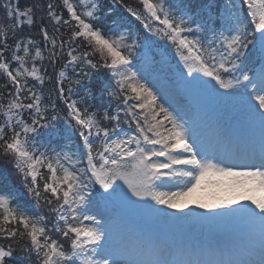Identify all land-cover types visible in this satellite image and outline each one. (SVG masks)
I'll return each instance as SVG.
<instances>
[{
  "label": "snow or ice",
  "instance_id": "6c2138e0",
  "mask_svg": "<svg viewBox=\"0 0 264 264\" xmlns=\"http://www.w3.org/2000/svg\"><path fill=\"white\" fill-rule=\"evenodd\" d=\"M138 3L143 12L126 6L127 16L119 14L105 30L100 0H60L59 13L54 0L23 8L20 0H4L0 73L6 82L0 87L9 90L6 102L0 96V155L10 158L36 209L45 199L53 220L49 227L43 215L13 204L16 194L0 172V240L25 241L21 251L31 264H264V0H225L215 15L211 2L196 11L169 0ZM36 12L43 13L42 46L18 35L36 23ZM129 17L148 36L121 30L131 24ZM61 25L71 29L67 39L59 34ZM148 37L171 46L183 69L175 82L185 94L204 88L236 102L229 149L217 155L219 139L210 146L148 78L154 43ZM77 41L87 50L78 52ZM45 52L53 65L67 57L47 101ZM99 69L108 77L102 94L118 103L81 107L91 90L77 96V88L84 78L91 83ZM190 204L202 213L185 212ZM110 207L217 221L229 230L230 243L212 251L161 246L107 227L96 210ZM53 232L68 242L67 250ZM14 250V243L0 245V264H11Z\"/></svg>",
  "mask_w": 264,
  "mask_h": 264
},
{
  "label": "rangeland",
  "instance_id": "374dc122",
  "mask_svg": "<svg viewBox=\"0 0 264 264\" xmlns=\"http://www.w3.org/2000/svg\"><path fill=\"white\" fill-rule=\"evenodd\" d=\"M148 78L164 93H167L166 98H171L170 103L180 109L185 119L194 122L197 131L203 139L208 141L210 146L212 140L219 139L220 142L216 144L217 155H219L220 150H227L231 147L228 143V136L237 126L235 115L238 106L235 101L224 102L212 97L208 90L203 88L193 89L191 95L185 94L176 85V71L174 72L167 62H163L162 66L152 64ZM137 203L142 202L138 201ZM163 211L170 212L171 210L163 209ZM185 212L202 213V210L197 208L195 204H190ZM96 214L103 217L107 227L135 238L151 240L166 247L191 245L187 236L188 233L200 240L205 237L204 239L207 240H201L202 244L200 245L202 246L206 243L210 244L211 240L219 239L222 236L230 237L229 230L217 221L202 220L195 216L185 219L172 218L184 217L183 212H174L172 216H162L144 209L110 207L107 212L102 209L96 210ZM203 215L211 214L203 213ZM158 228L161 233L157 232ZM176 230L180 232L184 230V233L177 235L174 233ZM257 244L259 246L258 241ZM209 248L204 247L203 249L209 250Z\"/></svg>",
  "mask_w": 264,
  "mask_h": 264
},
{
  "label": "trees",
  "instance_id": "16d2710c",
  "mask_svg": "<svg viewBox=\"0 0 264 264\" xmlns=\"http://www.w3.org/2000/svg\"><path fill=\"white\" fill-rule=\"evenodd\" d=\"M4 0H0V23L2 24H7L8 21L4 19V12L2 9V4ZM34 0H20V7L23 8L26 4H31L33 3ZM35 2H38L40 4H46L47 0H35ZM54 2L58 5H60L57 8V12L59 13L62 8V4H60V0H54ZM170 4L173 6L179 4L181 6L187 4L190 6V9L192 11H196L197 8L203 7L205 4L212 3L213 8L212 12L215 15L217 12L221 11L223 8V5L225 3V0H169ZM101 4V11L99 15L101 16L102 21L104 22V27L105 30H107L108 27L112 25V20L116 19L117 16L121 13H123L125 16H127V12L125 10L126 6H130L134 9H137L141 12H143L142 6L138 3V0H121L120 3H116L115 0H100ZM123 5V6H122ZM111 11L110 16H105L106 13ZM42 12H36V23L31 27L28 28L25 26L19 33L18 35H23L25 37H31L35 39L38 43H41L42 46V35L40 34V27L42 24V21L39 19V17L42 15ZM65 17H67L66 11L63 13ZM129 20H131V24L127 25L125 28L121 29L123 31H130L134 34H139L141 37L148 36L147 32H145L142 27L139 25L138 21L133 20L131 17H129ZM46 23V22H44ZM195 27V25H193ZM49 32L51 34V28H49ZM71 29L65 28L63 25L60 27V35H63L65 39L70 35ZM150 41H153L154 43L152 44L151 47V55L153 56V65L157 64L159 66H162L161 61L164 60L166 61L169 65H171L172 68H174L176 71L180 66L177 63V59L171 52V46L167 45V42L164 40L159 39L158 37H148ZM14 43V40L11 38V33H9V44L12 45ZM77 44H80L79 41H77ZM72 47H76L77 45H71ZM85 50V46L80 44V46L77 48V51L82 53ZM67 51V49H65ZM142 51V49L138 50ZM48 53L45 52V57L46 59L43 61L44 69H46L45 72V83L42 87V90L45 95V101H47L50 93H52L55 89V76L56 73L63 67L64 62L67 60L66 55L60 57L55 65H53L49 59H47ZM90 59H92L94 62H96L99 57L98 56H91ZM37 66L40 65V61H37ZM13 66H15L13 64ZM30 66V65H29ZM42 69V71L44 70ZM181 70V69H180ZM68 77L74 78L73 73L69 71L67 73ZM51 79H48V78ZM108 80L106 70L105 69H99L98 71L93 72L92 74V81L91 83H88L87 78H84V84L82 86H79L77 88V96H85L86 90L90 89L91 90V98L86 99L85 103L81 105V107L89 106L90 108H98L101 105L104 107H107L110 103L114 107L118 101L112 100L110 97H108L105 94H102L101 89L102 85L104 82ZM6 82V77L0 73V85H3ZM30 83H34L31 82ZM11 86L9 85V88ZM37 88H40L39 85H37ZM65 88H67V82H65ZM8 90L6 88L0 87V96L3 97V101L6 102L8 98ZM54 99V96L52 97ZM61 116L65 115L64 112L60 113ZM25 119L27 120V114L25 115ZM60 126H63V122H60ZM43 131V130H41ZM38 144H43L44 143V138L43 137H38L37 138ZM76 146V139L74 138L73 144H72V149L75 150ZM43 150V149H41ZM10 158L3 157L0 155V172H6L8 176V180L11 183V189L14 190L16 194V198L12 201L13 204H19L22 207L27 208L29 213L33 216H39L43 215L46 217V224L47 226L51 227L52 220H53V214L50 211V206L45 203V199H42L40 202V208L36 209L34 205V200H31L28 198L26 191L23 189V187L20 184V178L15 175L14 169L12 168L11 163L9 162ZM45 176H47V172L44 173ZM42 187V185H41ZM42 193V197H43ZM53 238H56L60 241V243L65 245V248L67 250V241L61 240L59 235L56 233H52ZM9 243H14L15 244V250L13 252V256L11 258V264H31V260H29L28 253H24L21 251V246L25 243L23 240H18L16 242L12 241H6V240H0V245L7 246ZM35 257H32V260H34Z\"/></svg>",
  "mask_w": 264,
  "mask_h": 264
},
{
  "label": "bare ground",
  "instance_id": "6f19581e",
  "mask_svg": "<svg viewBox=\"0 0 264 264\" xmlns=\"http://www.w3.org/2000/svg\"><path fill=\"white\" fill-rule=\"evenodd\" d=\"M226 137V135H224ZM205 235V234H204ZM205 237L201 238V240L203 241ZM191 240L195 241V238H190ZM230 242L228 241V239L225 236L220 237L219 239H214L210 242L209 246H213V245H221V244H229ZM201 243L199 242H195L196 247L199 248H203L204 246L200 245ZM207 244V243H206ZM161 245V244H160ZM162 246V245H161ZM252 258L254 259H258L259 258V246L257 244L256 248L254 249L253 253H252Z\"/></svg>",
  "mask_w": 264,
  "mask_h": 264
}]
</instances>
